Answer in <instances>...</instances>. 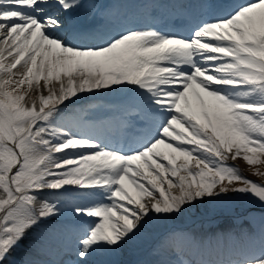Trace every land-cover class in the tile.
Returning <instances> with one entry per match:
<instances>
[{"label": "snow or ice", "instance_id": "6c2138e0", "mask_svg": "<svg viewBox=\"0 0 264 264\" xmlns=\"http://www.w3.org/2000/svg\"><path fill=\"white\" fill-rule=\"evenodd\" d=\"M178 3L182 31L104 28L94 0H0V264H264V216L216 259L160 230L229 194L264 209V181L229 163L264 176V0ZM121 93L104 120L79 103ZM53 235L67 243L42 259Z\"/></svg>", "mask_w": 264, "mask_h": 264}, {"label": "rangeland", "instance_id": "374dc122", "mask_svg": "<svg viewBox=\"0 0 264 264\" xmlns=\"http://www.w3.org/2000/svg\"><path fill=\"white\" fill-rule=\"evenodd\" d=\"M34 94H36L35 92L33 93V95ZM38 102H39V100L37 99V104H38ZM229 163L231 164V163H234V164H236V165H238L241 169H242V171H243V174L245 175V176H247L248 177V172L245 170V167H246V162L242 159V158H238L236 161H231V160H229ZM207 206V205H206ZM206 206H202V207H206ZM222 210L224 209L223 207H220ZM183 217H185V216H183ZM25 243H27V241H25ZM21 255H23V253H21Z\"/></svg>", "mask_w": 264, "mask_h": 264}]
</instances>
